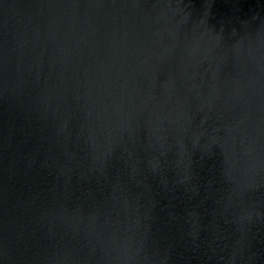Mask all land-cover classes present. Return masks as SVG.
I'll return each mask as SVG.
<instances>
[{
    "label": "water",
    "instance_id": "1",
    "mask_svg": "<svg viewBox=\"0 0 264 264\" xmlns=\"http://www.w3.org/2000/svg\"><path fill=\"white\" fill-rule=\"evenodd\" d=\"M0 264H264V0H0Z\"/></svg>",
    "mask_w": 264,
    "mask_h": 264
}]
</instances>
